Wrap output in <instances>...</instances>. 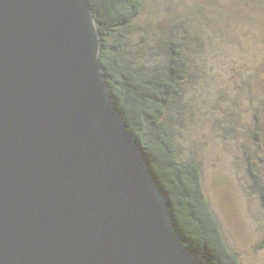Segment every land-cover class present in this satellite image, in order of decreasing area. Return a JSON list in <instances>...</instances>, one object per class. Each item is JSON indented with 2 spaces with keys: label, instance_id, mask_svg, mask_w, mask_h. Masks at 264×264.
I'll list each match as a JSON object with an SVG mask.
<instances>
[{
  "label": "water",
  "instance_id": "1",
  "mask_svg": "<svg viewBox=\"0 0 264 264\" xmlns=\"http://www.w3.org/2000/svg\"><path fill=\"white\" fill-rule=\"evenodd\" d=\"M0 264H200L108 97L87 0H0Z\"/></svg>",
  "mask_w": 264,
  "mask_h": 264
},
{
  "label": "trees",
  "instance_id": "2",
  "mask_svg": "<svg viewBox=\"0 0 264 264\" xmlns=\"http://www.w3.org/2000/svg\"><path fill=\"white\" fill-rule=\"evenodd\" d=\"M87 2L99 37V59L106 92L138 147L166 206L174 233L200 264H241L239 253L229 247L210 206L200 163L179 156L174 139L175 115L181 114L177 105L185 87L194 84L202 72L199 65L203 62L204 50L199 39L202 17L198 18L195 13L201 7L204 11H219V19L208 15L207 20L214 21L225 34L229 33L230 22H240L246 17L251 22L249 35L259 37L264 45V24L258 21L264 20V0H202L199 9L193 5L186 9L184 17L178 18L182 23L167 26L166 31H162L164 39L160 37L161 42L146 53H133L128 47V38L137 28L135 20L143 9V0ZM247 159L253 183L251 189L264 206V182L254 160ZM258 247H264V239Z\"/></svg>",
  "mask_w": 264,
  "mask_h": 264
},
{
  "label": "rangeland",
  "instance_id": "3",
  "mask_svg": "<svg viewBox=\"0 0 264 264\" xmlns=\"http://www.w3.org/2000/svg\"><path fill=\"white\" fill-rule=\"evenodd\" d=\"M143 1L137 28L128 38L133 53L150 51L161 42L167 26L182 23L178 18L187 8L199 9L202 4V0ZM219 13L202 7L195 13L202 17V72L185 87L177 105L181 114H174V139L181 159L200 163L210 206L240 263L264 264V247H258L264 239V206L251 189L247 168V158L254 160L264 182V45L249 35L251 22L246 17L230 22L227 34L214 21L208 22V15L219 19ZM258 21L264 24L263 19Z\"/></svg>",
  "mask_w": 264,
  "mask_h": 264
}]
</instances>
